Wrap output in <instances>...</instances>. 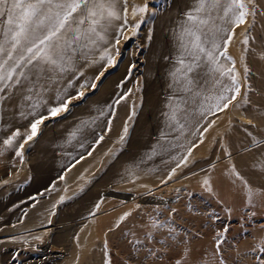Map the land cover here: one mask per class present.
Returning a JSON list of instances; mask_svg holds the SVG:
<instances>
[{"label":"rangeland","instance_id":"374dc122","mask_svg":"<svg viewBox=\"0 0 264 264\" xmlns=\"http://www.w3.org/2000/svg\"><path fill=\"white\" fill-rule=\"evenodd\" d=\"M144 5L147 11L134 17V7ZM188 7L179 0H127L128 23L122 20L123 33L110 38L115 63L100 54L94 64L75 60L81 67L64 73L73 75L69 95L54 93L14 122L0 115V264H262L264 155L256 151L264 146V14L258 10L245 25L225 26L235 30L227 45L231 59H216L224 71L234 66L232 74L238 73L236 100L224 111L205 110L184 131L168 125L160 131L165 111L153 112L159 125L151 118L145 144L136 154L131 150L149 88L161 73L156 59L174 63L171 46L159 44L160 17L173 9L180 20ZM114 75L113 96L97 99ZM163 83L157 82V96L164 103L173 95ZM65 102L67 111L49 113ZM238 111L253 121L245 124ZM156 142L159 148L149 147ZM236 172L251 185L254 206Z\"/></svg>","mask_w":264,"mask_h":264},{"label":"snow or ice","instance_id":"6c2138e0","mask_svg":"<svg viewBox=\"0 0 264 264\" xmlns=\"http://www.w3.org/2000/svg\"><path fill=\"white\" fill-rule=\"evenodd\" d=\"M118 3L124 5L123 15L117 11ZM258 10L259 14H264V7L257 0H196L192 10L185 14L187 20L178 38L177 64L171 74L173 83L170 85L174 89L173 101L188 105L189 99L195 103L196 98L202 95L196 78L202 59L207 58L214 65L218 63L217 56L231 59L227 45L235 30L217 22L240 27L248 23L249 17L254 19ZM146 11L147 5L134 7L132 14L135 17ZM114 20H123L127 25V0H0V94L19 86L26 88L23 100L33 101V96L39 100L41 92L56 82L57 77L74 70L78 55L86 58L101 42L108 43L106 33ZM132 27L138 28L139 24ZM117 31L123 33V28ZM244 43H248L247 39ZM105 58L109 64L115 63L107 48L101 55L102 60ZM217 70L231 80L230 85L223 84L222 80L214 81L215 85L222 87V94L214 97L217 101L214 107L224 111L240 94L241 83L237 79L238 73L232 74L234 66L226 71ZM9 98L0 96V102ZM32 107L38 108L39 102H34ZM60 111H67V102L49 109L53 116ZM179 111L178 106L174 108L171 119L183 128L184 124L176 119ZM180 114L187 122V108ZM43 119L45 117L42 116L32 123V135L27 140L36 135L37 124ZM124 131L126 134L127 128ZM19 135L17 130L4 143L12 146ZM99 140H103V136ZM123 140L122 136L121 142ZM19 147L22 148L23 144ZM17 155L21 153L18 151ZM235 175L239 177L238 172ZM239 178L248 189V204L254 206L251 185L243 177ZM260 251H264V247ZM152 254L149 250V255Z\"/></svg>","mask_w":264,"mask_h":264},{"label":"bare ground","instance_id":"6f19581e","mask_svg":"<svg viewBox=\"0 0 264 264\" xmlns=\"http://www.w3.org/2000/svg\"><path fill=\"white\" fill-rule=\"evenodd\" d=\"M181 1V3H185L188 4V10L191 11L192 8L195 6L196 0H179ZM258 2V1H257ZM261 3V1H260ZM263 4V3H261ZM121 8H122V3H118L117 4V11H119L121 13ZM170 12V13H169ZM167 14H164L163 16L160 17V23L158 26V36H159V44L163 46V48H167L170 47L172 48V50L174 51V63L173 64H168V61L164 60L163 55H159L161 56L162 60L159 59L157 61L156 59V64H154V66L157 67L156 70H161V73L158 72L154 81L151 84V87L149 88V93H148V99H147V103L145 105L144 110L142 111L140 117H139V121H138V126H140L138 134L134 137V142L132 143V148L131 150H134V154H136V152H140V148L145 144H143V141L145 140V136H146V127L148 124H150V122L152 123V119L154 120L156 119L155 123L157 125L158 121H157V115H155V113H158L159 111L164 110L165 114H166V120L163 122H160L162 124L161 127L162 129L160 131H165L168 129H166V125H168L171 129L174 130V128L176 127L177 129L180 128L179 124L176 123V120L171 119V114L174 108H177V106L179 107V112L177 114L176 119L180 121L181 124H184L183 130H185V127L187 125L192 124L196 119H199V115H203L205 110H208L210 108H212L214 106V104L217 102L214 97L221 95L222 94V87L219 85H215L214 81L216 80H222L223 84L229 85V78L228 76H222L221 72L218 71L217 69H221L224 70V64L223 63H217V64H212L211 62H209L207 60V58H204L200 61V67L197 69L196 71V78H197V83L200 84V91L202 92V95L196 98V102L193 103L191 101V99H189V103L188 105H184L182 103H180L179 101H173L171 96L169 98V101H165L160 102L159 100V96H157V92H158V85L157 82H164L166 85H172L173 83V76L171 75L172 73L175 72V65L177 64V51H178V43H179V35L181 33L182 30V26L185 24L187 19H183V15L184 13H179L178 16L180 20H177L174 17V13L175 10H171L169 11ZM185 16V15H184ZM217 23L221 24L223 27L226 26V24H223L222 22L218 21ZM263 25V24H262ZM122 27V20H114L112 22L111 27L108 29L106 36H107V40L108 43L104 44L103 42H101L99 44V46L97 48H94L91 52L88 53L87 57H79L77 56L76 61L81 59L84 61V64L86 62H89L90 60L96 63L97 61H100V57L97 58V54L102 55V51L104 48H107L109 50V55L111 54L112 49L110 48V38H113L114 35H117L119 31H117L118 28ZM264 31V30H263ZM260 38V37H259ZM259 43V42H258ZM166 46V47H165ZM210 47V45H209ZM165 50V49H164ZM99 55V56H100ZM153 56V55H152ZM157 57V56H156ZM81 58V59H80ZM217 58V57H216ZM258 58V57H257ZM105 60V59H104ZM107 61V60H106ZM257 61V60H256ZM259 61V60H258ZM222 62V61H221ZM83 64V65H84ZM90 65L94 66V65ZM102 64V63H101ZM87 65V64H86ZM98 65V64H97ZM257 65V64H256ZM75 67H81L80 64H74ZM151 66V65H150ZM261 66V65H260ZM89 67V66H88ZM89 68V69H90ZM163 69V72H162ZM259 69V67L257 68ZM261 70V68H260ZM19 71V69H18ZM96 71V70H95ZM262 71V70H261ZM89 72V70L87 71ZM157 72V71H156ZM118 75V74H117ZM260 75V74H259ZM119 76V75H118ZM118 76L114 75V76H110L107 81L105 82L104 85H102V95L100 96L101 101H106V99L108 98L109 95H112L115 90H114V83L116 81V79L118 78ZM264 77V72L263 75ZM75 77V75H74ZM90 77V76H89ZM76 78V77H75ZM154 78V77H153ZM179 77H177L178 79ZM259 78V77H258ZM73 79V75H69V76H65V74H61V76L57 77L56 82L52 83L53 88L52 90H44L41 92L39 100L36 96H33V101H25L22 99V97L24 96V94H26V88H17L15 90H13V92H11V96H7L10 97L9 99H5L2 102H0V115L1 116H5V118L9 117L11 118L12 122H14L15 120H17L18 118L24 116L25 114H27L28 112L34 110L32 107V104L34 102H39V104H42L44 102H46L48 99H50L52 96V94L54 93H61V95L63 94H67L71 93L72 91V85H70ZM264 82V80H262ZM260 82V80H259ZM163 83V84H164ZM73 84V83H72ZM116 84V83H115ZM263 85V84H262ZM116 86V85H115ZM172 89V95L174 94V89L171 87ZM101 94V93H100ZM225 94V93H223ZM1 96V95H0ZM97 96V95H96ZM113 96V95H112ZM204 96L209 97V99H205ZM61 97V96H60ZM59 97V98H60ZM67 97V96H66ZM110 97V96H109ZM94 98V97H93ZM52 99V98H51ZM164 100V99H163ZM90 101V99L88 100ZM114 101V100H113ZM91 104H95L97 101L96 100H92ZM114 103V102H113ZM106 104V103H105ZM262 104V103H261ZM92 106V105H91ZM95 106V105H94ZM107 106V105H106ZM109 107V106H108ZM255 107V106H254ZM96 108V107H95ZM110 108V107H109ZM112 108V105H111ZM187 108L188 111V115L186 117L187 122H185V119L181 118V114L183 112V110ZM263 108V107H262ZM97 109V108H96ZM112 110V109H111ZM154 110V111H153ZM240 110V109H239ZM35 111V110H34ZM210 111V110H209ZM155 112V113H153ZM23 113V114H22ZM254 113V112H253ZM238 116V118L240 120H242L245 124H249V121H253L252 118L246 113V112H241L238 111V113H236ZM109 115V114H108ZM255 115L258 117H262V112H255ZM204 117V116H203ZM92 119V118H91ZM160 120V119H158ZM93 121V120H92ZM200 121H202L200 119ZM21 122V121H20ZM78 122V121H77ZM85 122V121H84ZM75 123V122H74ZM117 123V122H116ZM20 124V123H19ZM86 124V123H85ZM89 124V123H88ZM98 124V123H97ZM72 126V125H71ZM86 126V125H85ZM98 127V126H97ZM158 127V126H157ZM62 126H59L57 128V130L59 129V135L61 134L60 131H62ZM159 128V127H158ZM13 129V126H12ZM88 129V128H87ZM91 129V128H90ZM137 130V129H136ZM181 130V129H180ZM188 130V129H187ZM77 131V130H76ZM148 131V130H147ZM159 131V130H158ZM9 132V131H8ZM71 132V131H70ZM91 132V131H90ZM89 133V132H88ZM167 133V132H166ZM189 133V132H188ZM80 134V132H79ZM82 134V133H81ZM151 134V133H150ZM186 134V132H185ZM159 135V134H157ZM165 136V134H163ZM190 135V134H189ZM169 136V135H168ZM188 136V135H187ZM67 137V136H66ZM86 137V136H85ZM84 137V138H85ZM190 137V136H189ZM49 138V137H48ZM77 138V137H76ZM80 139V138H79ZM160 139V138H159ZM187 139V138H186ZM54 141V139H53ZM161 141V140H160ZM165 141V140H164ZM171 141H175L174 138L171 139ZM62 142V141H61ZM150 142V141H149ZM159 142V140H158ZM158 142L150 144L149 147L157 149V147L159 148V144ZM59 143V142H58ZM164 143V142H163ZM149 145V144H148ZM165 145V144H164ZM175 145L171 144V147H173ZM62 146V145H61ZM69 146V145H68ZM83 146V145H82ZM70 147V146H69ZM145 147V146H144ZM150 149V148H149ZM165 149V148H164ZM82 150V149H81ZM152 150V149H151ZM162 150V149H161ZM146 151V150H145ZM153 152V151H152ZM163 152V151H161ZM256 152L261 153V155H264V146H262V148L258 149ZM160 154V153H159ZM138 155V154H137ZM140 155V154H139ZM144 155V154H143ZM157 155V154H156ZM125 156V155H124ZM130 156V155H129ZM128 158V157H127ZM64 159V158H63ZM133 159V158H132ZM136 159V158H135ZM139 159V158H138ZM129 160V159H128ZM137 163V162H136ZM44 167V166H43ZM42 168V167H41ZM45 168V167H44ZM43 170V168H42ZM117 170V169H116ZM44 171V170H43ZM42 171V172H43ZM112 171V168H111ZM118 171V170H117ZM48 172V170H47ZM228 172V171H227ZM46 173V172H45ZM44 174V173H43ZM78 174V173H77ZM228 174V173H227ZM108 175V174H107ZM115 176V175H114ZM126 176V175H125ZM41 177V176H40ZM43 177V176H42ZM156 177V176H155ZM158 177V176H157ZM230 177V176H229ZM228 177V179L230 180V178ZM159 179V178H158ZM222 179V178H221ZM220 179V181H221ZM150 181V180H149ZM153 182V181H152ZM230 182V181H229ZM219 183V181H218ZM231 184V183H230ZM259 184V183H258ZM218 185V184H217ZM222 185V183H221ZM264 186V185H263ZM219 187V185H218ZM235 194V193H234ZM239 194V193H238ZM133 195V194H132ZM128 196V195H127ZM130 198V197H129ZM7 233V232H6ZM36 231L34 232H29L27 234V237L33 238L35 237ZM263 235V234H262ZM245 243V242H244ZM248 244V243H247ZM48 249V248H47ZM6 251V250H5ZM41 252V251H40ZM50 252V251H49ZM42 253V252H41ZM48 253V252H47ZM46 253V255H48ZM40 254V253H39ZM53 254V253H52ZM11 256V255H10ZM29 256V255H28ZM52 256V255H51ZM6 257V256H5ZM41 257V256H40ZM50 257V256H49ZM57 257V254H56ZM93 258V257H92ZM14 260V259H13ZM31 260V259H30ZM54 260V258L52 259ZM43 261V260H42ZM26 262V261H25ZM45 262V261H43ZM103 262V260H102ZM14 263V261H13ZM31 263V262H30ZM29 263V264H30ZM194 263V262H193ZM28 264V263H27ZM39 264V263H38Z\"/></svg>","mask_w":264,"mask_h":264}]
</instances>
